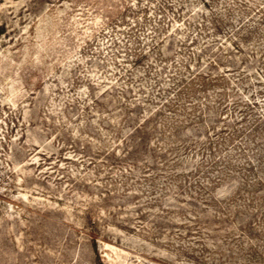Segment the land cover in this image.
<instances>
[{
  "label": "rangeland",
  "instance_id": "rangeland-1",
  "mask_svg": "<svg viewBox=\"0 0 264 264\" xmlns=\"http://www.w3.org/2000/svg\"><path fill=\"white\" fill-rule=\"evenodd\" d=\"M0 264H264V0H0Z\"/></svg>",
  "mask_w": 264,
  "mask_h": 264
}]
</instances>
